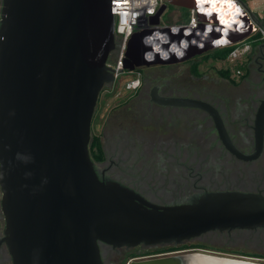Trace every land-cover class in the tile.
Returning <instances> with one entry per match:
<instances>
[{
    "label": "water",
    "instance_id": "water-1",
    "mask_svg": "<svg viewBox=\"0 0 264 264\" xmlns=\"http://www.w3.org/2000/svg\"><path fill=\"white\" fill-rule=\"evenodd\" d=\"M110 3L1 0L0 203L12 264H104L100 244L158 247L212 229L264 225L259 193L213 192L160 205L98 177L89 146L99 92L114 80ZM182 6L196 8L195 0ZM208 20L196 29L135 31L122 67L190 59L247 37L257 21L246 13L226 25L213 15ZM217 127L232 149L222 125ZM181 257L129 264H187Z\"/></svg>",
    "mask_w": 264,
    "mask_h": 264
},
{
    "label": "flooded vegetation",
    "instance_id": "flooded-vegetation-1",
    "mask_svg": "<svg viewBox=\"0 0 264 264\" xmlns=\"http://www.w3.org/2000/svg\"><path fill=\"white\" fill-rule=\"evenodd\" d=\"M118 49L115 39L108 56L111 68ZM201 55L131 71L122 67L112 84L102 86L90 140L91 144L96 137L100 146L101 159L90 156L101 180L117 181L160 205L189 203L213 192L264 197V44L250 51L242 73L234 77L201 70ZM126 72L134 76L118 88L117 79ZM218 124L237 152L227 147ZM131 250L137 255L127 264L178 256L187 264H206L201 257L261 264L264 225L212 229L180 244L158 247L100 244L104 264H119ZM0 264H12L1 203Z\"/></svg>",
    "mask_w": 264,
    "mask_h": 264
},
{
    "label": "built area",
    "instance_id": "built-area-1",
    "mask_svg": "<svg viewBox=\"0 0 264 264\" xmlns=\"http://www.w3.org/2000/svg\"><path fill=\"white\" fill-rule=\"evenodd\" d=\"M168 0H111V11L114 14V32L115 39L118 42V55L115 62L112 65L113 74L117 76L122 68L124 52L128 43L130 36L135 31H141L146 29H151L160 26V16L167 7ZM245 1L247 0H234L233 5H217L222 8L223 18L229 16V13H234V20L240 19V17L246 13L247 16H251V13L245 7ZM196 8H191L189 10V18L186 23L181 24V26H188L196 29L200 23L207 27L212 21L208 20L209 15H205L206 19L199 21L197 14L204 13L203 10L210 8V5L202 4L197 6L195 0ZM202 7V8H201ZM237 9H239L237 11ZM221 13L212 14L217 17ZM0 14H1V0H0ZM230 14V15H231ZM211 15V16H212ZM254 15V14H253ZM257 21H253V30L245 38L230 44L232 46L231 50L228 52L226 57L223 59L231 67L233 63H240V58L246 60L247 55L250 51L260 42H264V16H255ZM159 20L158 25L154 24L155 20ZM245 63V62H244ZM244 63L238 68L233 70L235 75H240Z\"/></svg>",
    "mask_w": 264,
    "mask_h": 264
},
{
    "label": "rangeland",
    "instance_id": "rangeland-1",
    "mask_svg": "<svg viewBox=\"0 0 264 264\" xmlns=\"http://www.w3.org/2000/svg\"><path fill=\"white\" fill-rule=\"evenodd\" d=\"M245 7L251 13H253L254 16H258V17H263L264 16V0H247V1H245ZM167 16H168V10L162 15L161 21L164 20ZM170 25H173V23H170ZM208 59H211V58H209V56H207L205 58V61H208ZM244 62H245L244 61V58L242 57V58H240V63L239 64L237 62H235V63H233V65L231 67L223 59H219L216 62L217 66H215L214 64H212L211 67H208L207 68L208 69L207 71H208V73H213V74L214 73L215 74H221V73H223V71H226L229 76L234 77L235 76V73H233V70L236 69V68H238V66H241ZM132 76H134V74L127 73V72L126 73H122L120 75L119 80L117 79L116 86L118 88H123V86H125V83H127ZM253 261H255V260H253ZM258 262L261 263V264H264V260L263 259L260 260V261H258Z\"/></svg>",
    "mask_w": 264,
    "mask_h": 264
},
{
    "label": "crops",
    "instance_id": "crops-1",
    "mask_svg": "<svg viewBox=\"0 0 264 264\" xmlns=\"http://www.w3.org/2000/svg\"><path fill=\"white\" fill-rule=\"evenodd\" d=\"M172 1L173 2L175 1L177 3L172 4L171 3ZM166 3H167V7L160 16V26H170V23H173V25H181V24L186 23L188 21V18H189L188 14H189V10L191 8H186V7L182 6L183 4L188 3V0H168ZM167 10H168V16L164 20L161 21L162 15ZM186 14L188 15L187 19H186ZM263 44H264V42H260L255 47L261 46ZM209 51H211V50H209ZM207 53H208V51L203 53L201 56H199V59L205 61V58L207 57L206 56ZM209 58H211V59H208V61L203 62V65L200 67L201 70H208L207 68L211 67L212 64L217 66L216 62L219 60V58L215 59L213 56H209Z\"/></svg>",
    "mask_w": 264,
    "mask_h": 264
},
{
    "label": "trees",
    "instance_id": "trees-1",
    "mask_svg": "<svg viewBox=\"0 0 264 264\" xmlns=\"http://www.w3.org/2000/svg\"><path fill=\"white\" fill-rule=\"evenodd\" d=\"M189 15V14H188ZM186 14V19L188 17ZM232 46H222L212 49L211 51H208L206 56H213L215 59H224L228 52L231 50ZM223 75H228L226 71H223ZM89 152L91 153V156L94 159H101V151L100 146L98 144L97 138L95 137L92 141V143L89 146ZM137 255L135 251L127 252L123 258L120 260L119 264H126V262L133 256Z\"/></svg>",
    "mask_w": 264,
    "mask_h": 264
},
{
    "label": "snow or ice",
    "instance_id": "snow-or-ice-1",
    "mask_svg": "<svg viewBox=\"0 0 264 264\" xmlns=\"http://www.w3.org/2000/svg\"><path fill=\"white\" fill-rule=\"evenodd\" d=\"M197 6L202 4L210 5V8L203 10L205 15L211 16L213 13H221L222 8L217 7V5H233L234 0H196ZM239 9H237L238 11ZM222 25L228 24V21L223 18L222 15H217L216 17Z\"/></svg>",
    "mask_w": 264,
    "mask_h": 264
},
{
    "label": "bare ground",
    "instance_id": "bare-ground-1",
    "mask_svg": "<svg viewBox=\"0 0 264 264\" xmlns=\"http://www.w3.org/2000/svg\"><path fill=\"white\" fill-rule=\"evenodd\" d=\"M217 7H220V6H217ZM213 14H215V13H213ZM230 14L231 13L228 14L229 15L228 17H227V14L225 15L226 17H224V19L227 20L228 22L233 20V19H235L234 13H232L231 15ZM220 15L224 16V14H222V13ZM190 257H192V256H190ZM201 258L205 259L206 264H215V263H218V262H220L221 264H234V262H238V261H230V260H225V259H212V258H207V257L206 258L201 257ZM191 259L194 260V257L191 258ZM198 259L199 258L195 257V260H198ZM238 263H240V264H253L251 262H249V263H247V262H238ZM202 264H205V263L202 262Z\"/></svg>",
    "mask_w": 264,
    "mask_h": 264
}]
</instances>
